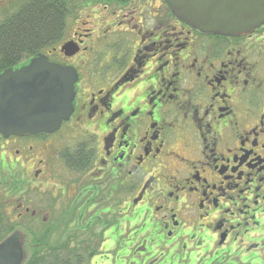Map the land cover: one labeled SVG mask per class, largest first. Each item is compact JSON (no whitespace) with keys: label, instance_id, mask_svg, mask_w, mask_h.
Wrapping results in <instances>:
<instances>
[{"label":"flooded vegetation","instance_id":"af4514ba","mask_svg":"<svg viewBox=\"0 0 264 264\" xmlns=\"http://www.w3.org/2000/svg\"><path fill=\"white\" fill-rule=\"evenodd\" d=\"M95 5L127 10L117 22L111 13L116 18L102 27L109 40L96 47V59H76L95 31L89 28L74 34L75 55L60 47L46 53L77 74L69 119L50 134L0 135L17 145L16 154L30 153L24 162H32L33 183L49 168L50 138L73 143L69 133L83 129L84 139L67 145L58 164L75 191L36 190L33 210L15 216L17 228L36 235L29 234L30 254L39 231L45 235L37 238L53 242L49 224L61 223L70 225L57 233L71 236L60 240L82 252L98 243L83 237L85 225L94 229L103 218L87 264H264V24L239 36L202 34L163 0L82 8ZM4 158L0 153V166ZM23 180L15 179L16 196ZM116 197L125 201L112 203ZM120 239L127 243L122 258Z\"/></svg>","mask_w":264,"mask_h":264},{"label":"water","instance_id":"95a60500","mask_svg":"<svg viewBox=\"0 0 264 264\" xmlns=\"http://www.w3.org/2000/svg\"><path fill=\"white\" fill-rule=\"evenodd\" d=\"M181 23L202 34L239 36L264 24V0H163ZM73 41L60 51L78 52ZM77 74L36 55L0 72V135L33 136L57 131L73 112ZM25 252L10 235L0 244V264H23Z\"/></svg>","mask_w":264,"mask_h":264},{"label":"rangeland","instance_id":"374dc122","mask_svg":"<svg viewBox=\"0 0 264 264\" xmlns=\"http://www.w3.org/2000/svg\"><path fill=\"white\" fill-rule=\"evenodd\" d=\"M24 1L25 0H0V23L3 22L5 18L11 16L14 12H16ZM80 4L82 3H79V5ZM102 4L105 5L106 3H102ZM113 4L117 5L116 3H113ZM149 5L151 6L155 5V1H151V2L149 1L148 6ZM116 9L117 10L111 7V8H108L106 11H104L101 6L98 7L96 5L93 6L92 8H86V9L78 8L75 12H73L71 16L72 18L69 20L67 24L65 37L57 45V47L61 48V46L65 42H69V40L73 41L75 33H81V31H84V29L89 28L95 31L91 33L89 37L85 38L84 47H87L86 48L87 50L84 52L82 51L79 55H77L76 59L78 57L79 58L83 57L84 59H87L89 62H91L92 59L93 60L96 59L97 58V55H96L97 52L95 50L97 49L96 47H105L106 41L109 40L108 39L109 37L106 36L105 34L102 35L101 37V34H102L101 32H103L104 30V28L102 27L104 26V24L110 21V18H116V17H111L110 16L111 13H113L114 11L117 12V15H118V19L116 20L117 22L119 19H122V17L125 15L127 11L126 9H121V11H118L119 10L118 8ZM166 12L167 10L164 7L163 14H166ZM97 14H98L99 31H97V28H95L96 25H94L97 22V19H95ZM81 21L83 22L86 21L88 24L86 26H83L82 25L83 22ZM108 28L110 29V26L107 27L106 30H108ZM117 36H120V35L117 34ZM98 44H100L101 46H99ZM66 131L67 130L63 129L60 134H63V136L65 134H68L66 133ZM79 133H83V129L79 128L77 131L75 132L72 131L71 133H69V135L73 139V143H68V141L64 139L63 137L56 139V140L54 138L53 139L50 138L52 145L49 148V152H48V154H50L48 157V164L50 163V165L48 166L49 168L48 170L44 171L43 175H39L40 176L39 179L36 178L37 179L36 182H33V183L27 182L30 179L35 180L33 169H31L32 162H29V163L24 162L25 156H28L30 153L28 154L27 152H20L16 154L14 151L19 149L17 148L16 144H13V142L11 141L9 143L7 142L4 143L3 141L0 142V153H4V157H5L4 160L6 161L2 163L0 166V208L3 214L9 220V222L11 221L13 223V221L16 220L15 216H17V214L23 213L24 212L23 210L25 208H28L29 211L33 210L32 205L34 201L33 200L31 201L30 198L33 196L36 190H40L41 193L53 192L52 194L54 196H57L58 192L60 191L59 189H64V187H67V189L70 190L71 193L75 191L74 186L68 185L69 181L73 180V178H71L73 176L70 175V173L64 172V169H61L58 166V164H59V160L61 157V153L64 151L67 145H70L69 148L72 149L73 146L78 141H80V139H84L83 137L79 135ZM57 136H60V135H57ZM35 151L36 153H38V150H35ZM38 157H41L42 159H44L45 156L42 153H40ZM18 162L22 164V168L20 172H18L19 170L16 168L17 166L19 168ZM15 165L17 166L15 167ZM19 176H24V180L22 184H20L19 186V188L24 191L20 192L16 196V194H13L15 189H17V186L15 185V182H16L15 179H17ZM124 198L125 197H121V198L116 197L115 200L113 199L112 203L113 202L117 203V201L119 200L121 203H123L125 201ZM109 202L110 201H108V199L106 198L105 202H103V204H101L99 208L101 209V207H103L104 205L108 206ZM19 205H21L22 207L19 208L18 207ZM46 209L49 210L48 208ZM47 210L43 212V216L45 217L48 216V214L46 213H48L49 211ZM114 216H117V215L115 214ZM107 218L109 219L110 217H107ZM114 218L109 219L110 221L112 220L111 222L108 223L109 225L115 223V221H113ZM99 219L100 220L98 222V226L94 227V231L97 233L102 232L103 230V222H102L103 218H99ZM26 229L19 228V227L17 228L15 225L14 231L11 234L16 237L17 244L19 246H22L25 252L26 260L24 259L23 263L25 261L27 263L30 258L29 240H31L30 239L31 237L29 235V232ZM114 230L115 229H113V232ZM43 231H44L43 229L40 230L39 234H43ZM117 235L118 233L116 232L115 236ZM83 237L86 239H94L95 241L94 236L92 237L89 234L84 235ZM115 240L117 242L118 239H115ZM126 245L127 243L125 242V240L120 239L119 241L120 251L118 255L121 258L124 256V254L126 255V253L124 252ZM141 260L143 263L144 262L147 263L149 259L143 257ZM94 261L95 259L91 261L92 262L91 264H93ZM139 261L140 260H134L130 264H137ZM175 262H177V260Z\"/></svg>","mask_w":264,"mask_h":264},{"label":"trees","instance_id":"16d2710c","mask_svg":"<svg viewBox=\"0 0 264 264\" xmlns=\"http://www.w3.org/2000/svg\"><path fill=\"white\" fill-rule=\"evenodd\" d=\"M111 1L25 0L16 12L0 23V72L13 68L36 55L58 48L57 45L65 37L67 24L78 8L95 2ZM61 224H49L52 230L50 235L57 234L55 241L48 243L43 238H37L45 233H38L39 235L33 238L32 254L25 264H87L89 262L100 245L101 232L97 233L93 228L85 225L89 235L94 236L95 240L98 238L96 243L98 247L94 243V246H87L88 249L81 252L67 247V244L60 240L64 236L69 240L71 236L68 230L57 233L70 225V223ZM14 226L15 224L9 222L0 208V243L13 233ZM76 229H80L79 223ZM26 230L31 236H36L30 228Z\"/></svg>","mask_w":264,"mask_h":264}]
</instances>
